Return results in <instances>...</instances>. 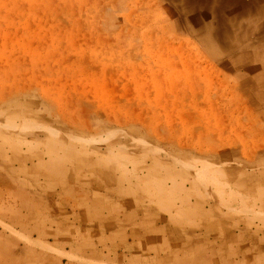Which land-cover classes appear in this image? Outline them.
Here are the masks:
<instances>
[{"label":"rangeland","instance_id":"rangeland-1","mask_svg":"<svg viewBox=\"0 0 264 264\" xmlns=\"http://www.w3.org/2000/svg\"><path fill=\"white\" fill-rule=\"evenodd\" d=\"M246 1L0 0V264L264 263Z\"/></svg>","mask_w":264,"mask_h":264},{"label":"crops","instance_id":"crops-1","mask_svg":"<svg viewBox=\"0 0 264 264\" xmlns=\"http://www.w3.org/2000/svg\"><path fill=\"white\" fill-rule=\"evenodd\" d=\"M238 3V2H237ZM246 5L248 7V10L252 12V14H255L252 22H253V27H262L263 28V31H264V0H247L246 1ZM257 249V247H256ZM256 252H259V250L257 249L255 251V253L253 254H250L249 255H253L254 257L255 256H259L261 257L262 256V259L260 260H263L264 261V247L262 250H260V252H263V253H256ZM264 264V263H262Z\"/></svg>","mask_w":264,"mask_h":264}]
</instances>
